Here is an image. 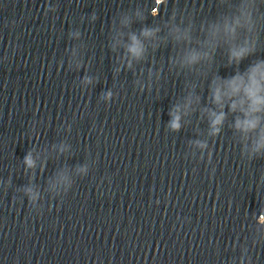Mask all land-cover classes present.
<instances>
[{
	"label": "clouds",
	"instance_id": "1",
	"mask_svg": "<svg viewBox=\"0 0 264 264\" xmlns=\"http://www.w3.org/2000/svg\"><path fill=\"white\" fill-rule=\"evenodd\" d=\"M147 34H148V33L145 32V35H147ZM133 40L135 41V37H133ZM130 50L133 51V52H136V51H137L136 47H132ZM247 53H248V49H246V48H241V49H239L238 51H237V50H234V51L232 52V56H233L237 61H239V60L242 59L245 55H247ZM259 71H260V66L258 65L257 68L253 70V74H252V76H253V79H252V87H249V88L247 89V91H248L249 93H254V90H255V87H256L255 75H256V73L259 72ZM261 75L264 76V73H261ZM240 83H242V81H240V80H238V79L232 81V84L234 85V87H238ZM218 98H219V95H217V99H218ZM176 119L178 120L179 117H177ZM222 119H223V114H221L220 116H217L216 119L213 121V125H214V126H215V125H219V124L222 122ZM253 126H254V125H253ZM173 127H174V128H178V127H179L178 123L174 122V123H173ZM216 131H218V128L216 129Z\"/></svg>",
	"mask_w": 264,
	"mask_h": 264
}]
</instances>
